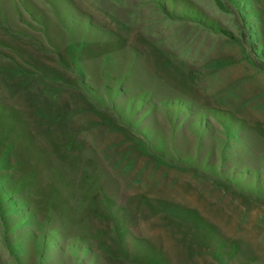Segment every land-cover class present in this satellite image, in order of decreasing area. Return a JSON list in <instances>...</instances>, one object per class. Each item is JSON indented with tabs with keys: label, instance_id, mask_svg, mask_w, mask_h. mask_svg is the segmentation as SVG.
<instances>
[{
	"label": "rangeland",
	"instance_id": "rangeland-1",
	"mask_svg": "<svg viewBox=\"0 0 264 264\" xmlns=\"http://www.w3.org/2000/svg\"><path fill=\"white\" fill-rule=\"evenodd\" d=\"M215 1L0 0V264H264V0Z\"/></svg>",
	"mask_w": 264,
	"mask_h": 264
},
{
	"label": "crops",
	"instance_id": "crops-1",
	"mask_svg": "<svg viewBox=\"0 0 264 264\" xmlns=\"http://www.w3.org/2000/svg\"><path fill=\"white\" fill-rule=\"evenodd\" d=\"M82 45H80L79 47H78V49L77 50H74L73 52H77V53H79V52H81L83 49H82V47H81ZM105 53L106 52H108V50H105L104 51ZM94 53V52H93ZM93 55H96L95 53L93 54ZM141 61H138L137 60V64H139L141 67L143 66V64H142V62L140 63ZM157 63H158V68H160L161 70H159L160 72H161V76H159V75H157V74H150V73H147V77L148 78H151V79H153V80H156L157 81V83H158V85L160 86V88H162V89H164V95H166V94H168L169 93V91H175V89L173 88V83L175 82V80H177L174 76H171L170 75V70H169V68H170V63H169V61H167V60H165L161 55H159L158 56V58H157ZM40 78V77H39ZM41 82H42V85L44 86V88L46 89V90H48V89H52V88H54L53 86L52 87H47L46 85H45V83L42 81V80H40ZM179 83L180 84H184L185 83V80H179ZM35 85H37V84H35ZM54 85V84H53ZM56 85V84H55ZM55 88H57V90H58V86H56ZM59 91V90H58ZM41 91L39 90V91H37L36 93H35V99H33V103H32V113H31V115L32 114H34V117L35 118H37V119H39V120H42V119H45V120H47L46 122H48V120L49 121H51V119H52V117H53V114H51V115H47V112H48V109H49V107H55L56 106V104H51V102H49V101H47V100H45L44 98H41ZM40 98V99H39ZM37 99H39V100H37ZM51 109V108H50ZM34 110V111H33ZM30 115V116H31ZM29 116V117H30ZM27 119V118H26ZM26 119H24V120H26ZM24 120H23V128H24V131L22 132V133H24V134H22L23 136L21 137V138H12V139H7L6 137H1V139H0V143H3V144H6V145H8L9 143H11L12 141H14V140H16V139H24L25 138V136H26V127H25V122H24ZM14 130V129H13ZM14 131H18L17 129H15ZM2 135H6V133L4 132ZM26 140H29V138H27L26 137Z\"/></svg>",
	"mask_w": 264,
	"mask_h": 264
},
{
	"label": "trees",
	"instance_id": "trees-1",
	"mask_svg": "<svg viewBox=\"0 0 264 264\" xmlns=\"http://www.w3.org/2000/svg\"><path fill=\"white\" fill-rule=\"evenodd\" d=\"M172 2H173V0H172ZM230 2L232 4L231 6L233 8H236V9L239 8L238 13H239V15H241L242 10H240V6H238V3H236L234 0H232ZM182 4L185 5L186 10L185 11L184 10L179 11L180 12L179 13L180 15L178 16L179 18L195 22V23L199 24L200 26H202V27L214 32V33L222 34V35L226 36L227 38L231 39V34L228 33L227 31L221 29V27L217 23L207 19L204 15H202L199 12L189 9L185 3H182ZM215 4L220 10H227V6L225 4H223L221 1L216 0ZM257 44L258 43L255 41L253 43V46L257 47L256 49L259 50V48H258L259 45H257ZM256 54L258 55V52H256ZM258 66H259V68L264 69V57L259 59ZM186 111H187V109L185 111H183L182 113L185 114ZM223 126L225 129H227V126H225V125H223ZM5 194H6V196L0 199V204L5 201V202H8V206H12L15 208L17 202L13 198H11V196H9V194H7V193H5ZM0 207H1V205H0Z\"/></svg>",
	"mask_w": 264,
	"mask_h": 264
}]
</instances>
